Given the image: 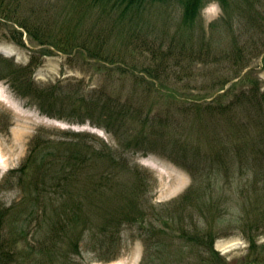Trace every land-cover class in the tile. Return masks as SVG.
Instances as JSON below:
<instances>
[{
    "label": "rangeland",
    "instance_id": "1",
    "mask_svg": "<svg viewBox=\"0 0 264 264\" xmlns=\"http://www.w3.org/2000/svg\"><path fill=\"white\" fill-rule=\"evenodd\" d=\"M259 1L251 12L246 2L243 8L239 0H231L233 15L228 18L218 1L207 0L194 26L187 27L178 2L147 6L143 16L121 22L87 1L19 0L21 16L50 25L60 42L69 31L83 48H102L108 60H116L106 67L88 55L86 59L79 48L42 47L26 30L20 43L15 22L0 17V182L10 169L21 165L36 135L65 149L66 142L83 139L95 147L111 148L115 156H93L79 166L75 162L79 183H85V188L91 178L101 179L96 206L106 212L123 206L119 198L125 195H118L121 184L129 188V196L138 193L146 230L161 229L164 219L175 218L170 221L173 229L166 227V234L160 235L163 244L154 243L145 259L147 246L137 222L97 235L86 231L77 260L83 264H243L249 257L264 264V226L251 232L257 242L252 254L246 227L254 212L264 207V185L219 167L199 173L198 189L191 194L193 175L181 165L188 156L211 166V160L217 159L214 152L223 143L231 144L237 130L258 141L264 105L242 92L253 82L264 91V0ZM249 16L253 20L248 23ZM119 64L148 69L149 82L137 87L132 71L115 70ZM249 71L248 83L241 82ZM100 91L138 109L128 111L130 117L121 128L131 129L129 136L147 128L146 143L132 142L127 147L129 139L118 140L108 132L107 123L112 121H104V109L88 100ZM223 156L235 159L239 154L233 148ZM19 197L16 189L0 186L4 205ZM101 214L94 217L98 227L106 218ZM183 229L196 234L212 230L214 252L189 242ZM36 231V236L43 232Z\"/></svg>",
    "mask_w": 264,
    "mask_h": 264
},
{
    "label": "trees",
    "instance_id": "2",
    "mask_svg": "<svg viewBox=\"0 0 264 264\" xmlns=\"http://www.w3.org/2000/svg\"><path fill=\"white\" fill-rule=\"evenodd\" d=\"M82 1H87V4L91 6H99L103 12L115 15V19L121 22L126 18L133 20L135 17L143 16L148 8L147 6L156 5L157 3L165 5V3L178 2L183 7V24L187 27L194 26L207 2V0ZM217 1L221 4L228 18H232L233 13H230L231 0ZM257 1L259 0H239L237 3L238 5L243 4V8H245L244 2H246L247 9L252 12L254 6L258 5ZM20 6L19 0H0V17L15 22L18 26L15 32L20 36V43H24L22 30H26L40 46L47 49L51 50L53 47L67 51L68 48H79L86 59L88 55V58L96 59L97 63H100L103 67L116 62L114 59L108 60V57L103 55L105 53L102 48L94 51L86 49V47L83 48L71 36L69 31H67L66 40L60 42L58 35L53 30L51 31L50 25L45 24V22L43 24L39 20H33L28 16H21L19 13ZM250 20H253V18L249 16L248 23L252 22ZM32 58L31 65L34 62V56ZM115 70L120 71V73L132 71V74L137 76V80H135L137 87L144 85L147 81L149 82L148 69L138 71L127 65L119 64L115 67ZM249 74H252V71L245 74L241 82L248 83L250 80ZM238 83L233 84L231 89L233 86L236 88ZM231 89L227 92H230ZM246 92L253 100L258 101L259 105H264V91H261L257 83L253 82L248 90H243L242 96L245 97ZM99 94L98 97H91L88 100L104 109L102 112L106 113L104 121H112L113 126L110 123H107V128L103 124L100 125L108 129V132H113L118 140L129 139L127 147H130L132 142L138 145L146 143L148 140L145 132L148 130L147 128L138 129L135 136L128 135V131L131 129L121 128V126L124 127L127 118L130 117L128 111L134 108V111L138 112V109L133 105L128 106L124 102L120 104L119 99L108 97L109 95L105 91H100ZM83 99H86V97L83 96ZM99 118L101 117L99 116ZM99 118L98 121L100 122ZM261 129L262 132L259 137L257 136V142L248 139L243 129L233 132L234 139L231 144L223 143L214 152L217 154V159H214L216 160L214 162L211 160V166L202 159L194 160L186 156L184 162L181 161V165L193 175V181H191L188 191L191 194L197 191L199 173H207V170H215L219 167L225 171L241 172L247 178H251L252 181L250 182L264 185V128ZM257 143H259L258 147H255ZM60 145L42 142L39 135H36L31 141L28 154L21 165L10 169L4 179L1 180V187L8 185L9 188L16 189L20 193V197L10 206L0 202V264H83L81 260L76 259L77 255L75 254L80 253V242L86 235V231H89L92 235H97L98 233L111 232L112 227H119L125 223L132 225L138 222L140 224L139 235L144 239L145 246H147L144 259L148 256L154 243L163 244L164 240L160 235L166 234V227L170 229L169 231L173 229L170 221L175 219L174 217L164 219L161 229L148 231L146 230L147 226H145L147 218L140 209L137 192L132 191V196H129V188L125 185H118V195H125L123 200L119 198L123 206L119 204L115 208L116 210L106 212L101 208V205L96 206L97 203L94 201L95 196H98L101 193V188H103L102 184L98 183L101 179L96 182L94 178H91L88 188L84 187L85 183H79V174L76 173V167H74L75 162L79 166L80 163L90 160L93 156L107 158V154L115 158L111 148L95 147L90 145L89 142L83 141V139L66 142V149ZM233 148L236 149L239 156L235 159L232 157L224 159L223 154ZM105 184L107 188L110 186L106 182ZM255 191H257V188ZM92 206H95V209ZM100 211L105 214L106 218L103 225L101 224L98 227L94 217L98 215V212L101 214ZM246 222V227L250 231V233H247L251 250V253H249L252 254L256 251L257 242L251 232L264 226V207L258 208L254 212L253 218ZM37 229L43 231L39 236H36L38 234ZM183 231V233H187L189 242H192L198 248L205 246L206 250L211 253L214 252L216 235L212 230L197 232V234L184 229ZM158 235L159 237L155 240L154 236L157 237ZM259 257H261L260 254ZM246 259L243 264H256L260 261L256 258V260H249V257H246Z\"/></svg>",
    "mask_w": 264,
    "mask_h": 264
}]
</instances>
